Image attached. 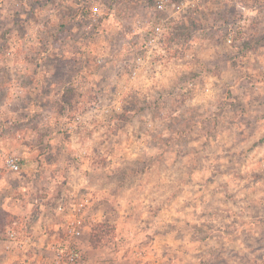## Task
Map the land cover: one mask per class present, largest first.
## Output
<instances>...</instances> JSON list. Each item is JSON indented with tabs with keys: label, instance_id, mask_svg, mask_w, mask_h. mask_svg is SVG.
Masks as SVG:
<instances>
[{
	"label": "crops",
	"instance_id": "crops-1",
	"mask_svg": "<svg viewBox=\"0 0 264 264\" xmlns=\"http://www.w3.org/2000/svg\"><path fill=\"white\" fill-rule=\"evenodd\" d=\"M167 1L171 6L161 17L170 18L184 35H193L192 44L195 42V28L201 31L200 45L197 44L195 50L197 58L205 66L210 60L220 59L219 45L228 47V60L234 61L231 68L238 73L251 74L249 61L264 57V37L256 38L254 34L258 28H253L264 24L255 23L254 8H247L242 2L239 4V0ZM181 3L191 4L194 8L183 14L176 9ZM94 5H98L95 0H53V20L42 24L53 31V35L44 41L46 44L41 51L43 62L50 58L60 61H88L91 58L87 49L92 43L91 37H84L87 46L79 48L83 44L77 36L80 30L75 26V20L81 15L88 17ZM153 5L148 0H141L136 9L150 16ZM241 6L246 13L242 19L235 20L239 24V34L231 47L219 33L216 40L215 33L222 34L229 28L226 25L232 19L227 14L232 9L240 12L238 8ZM114 10L112 8L111 13L116 12ZM214 12H219L223 19L227 13L225 21L228 23L221 25L218 16L212 23L209 14ZM106 20L104 26L107 25ZM189 31L193 34L190 35ZM210 31L214 35L207 36ZM42 33H47L46 29ZM70 47L75 49V53ZM86 71L87 68L82 74L87 75ZM218 71L221 74L220 69ZM51 72L50 67L42 66L41 78L50 76ZM46 86L41 82L44 91L52 87ZM13 88L17 96L27 94L26 89L16 83L10 85V89ZM68 88L74 90L70 84ZM46 98V94L41 92V132H44L40 136L43 143L50 140L55 144L52 162L46 158L45 147L41 151V163L29 162L33 152L25 140L33 138L30 128L12 130L13 127L22 129L21 125L32 120L30 117L18 116L13 108L10 115L6 112L2 116L0 112V125H5V130L0 126V264H47L53 257L52 245L64 236L65 231V219L58 206L64 198L77 196L85 182L89 189L96 186L92 177L83 178L82 174H77L85 165L74 161L76 155L85 161L84 154L89 152L80 144L85 135L75 131V120L65 125L63 118L46 116ZM229 114L225 119H213L221 123V130L201 147L204 145L205 151L216 153V158L219 155L220 159L222 148L229 147L232 161L224 166V161L220 160V164L213 168L208 162L205 166L198 163L199 168L195 170L199 173L197 190L192 192L191 199L178 198L172 189L165 197L166 206L155 216L145 210H136L132 218V214L124 210L126 201L118 196L116 200L109 197L103 186L98 188L103 191L101 194L87 193L92 206L80 242L85 264H264V106L257 112L248 110L243 121L236 113L230 111ZM12 141L22 143L21 149H10ZM202 141L206 139L202 138ZM10 150L27 158L26 161L23 159L20 174H13L4 165L5 156L12 153ZM205 151H199V155L208 154ZM228 167L229 176L224 174ZM170 184L167 187L172 188L174 183ZM98 222L112 224L113 230L111 235H105L98 244H93L92 230ZM9 229L31 243L21 248L10 246L6 239Z\"/></svg>",
	"mask_w": 264,
	"mask_h": 264
},
{
	"label": "rangeland",
	"instance_id": "rangeland-1",
	"mask_svg": "<svg viewBox=\"0 0 264 264\" xmlns=\"http://www.w3.org/2000/svg\"><path fill=\"white\" fill-rule=\"evenodd\" d=\"M95 1L103 9L107 25L101 32L95 33L91 38L92 43L88 44L91 58L88 61L50 58L41 62L45 38L53 35L47 25L42 26L53 20V0H0V112L2 116L6 112L10 115L13 108L18 116L22 114L30 117L32 120L21 125L22 129L13 127L12 130L30 128L33 138L25 140L33 152L29 162L41 163L44 147L46 158L52 162L55 144L49 140L44 145L40 136L44 132H41V92L42 95L46 94V116L63 118L65 125L75 120V131L85 135L80 144L89 152L84 154L85 161L79 155L74 156V161L85 165L83 171H77V174H82L83 178L92 177L96 186L89 189L85 182L80 186L77 196L101 194L103 191L98 188L103 186L109 197L116 200L118 196L126 201L124 210L132 214V218L136 210H145L155 216L166 206L165 197L169 190L174 189L178 198H192L191 194L197 190L199 179V173L195 171L199 168L198 163L205 166L208 162L213 168L220 164V160L224 161V166L232 161L229 147L222 148V159L219 155L216 158V153L205 151L203 147L221 130V123L213 120L215 117L225 119L231 111L243 121L248 110L257 112L264 106V97H261L264 91V57L249 61L251 74L238 73L231 68L234 61L228 60V47L219 45L220 59L210 60L205 66L197 58L196 62L187 66V74L181 72L185 69V60L167 57L157 81L152 80L151 74L143 75L140 81H132L123 69L125 52L122 55L120 49L125 40L122 39L126 37L137 49L143 46L145 32L138 30L135 23L152 18L151 13L148 16L145 11L136 9L141 0ZM239 1L245 7L255 9L254 17L259 21L255 23L264 24V0ZM244 6L238 8L240 12L232 9L230 14L224 13L234 19L230 23L225 21L227 16L224 15L223 19L219 12L209 14L212 23H215L217 16L221 25L228 23L226 26L229 28L224 29L222 34L218 31L215 33L216 40L218 33L220 38L226 40L230 29L237 31V39L239 24L235 20L245 15ZM112 8L116 12L111 13ZM122 19L127 20L125 26L120 22ZM253 28H258L254 34L256 38L264 37V26ZM44 29L47 33H42ZM195 30L194 44L191 42L194 36H189L190 48L183 53L195 52L197 57L195 47L198 48L202 33L197 28ZM212 34L213 31H210L207 36ZM77 36L83 44L79 48L87 46L81 30ZM137 49L132 47L128 51L126 47V53L129 52L134 59L133 54ZM8 52L11 56H7ZM101 57L105 58L102 65L97 63ZM41 65L52 69L50 76L41 78ZM85 68L87 75L82 74ZM190 81H194L198 89L187 90L180 86V82L188 85ZM41 82L47 85L46 88L52 86L51 89H41ZM13 83L25 88L27 94L25 92L17 96L14 88V91L10 89ZM69 84L74 90L68 88ZM206 84L211 86L208 94L204 91ZM0 126L5 130V125ZM63 132L67 133L65 130ZM202 138L206 141H202ZM12 142L13 147L10 146V149H21L22 143ZM199 151L208 154L199 155ZM10 152L8 155L27 160L21 154H14L15 151ZM228 169L224 173L227 176L230 174ZM232 174L236 176L235 172ZM171 182L174 183L172 188L167 187ZM111 225L103 222L94 224L93 244H98L105 235L112 234ZM130 226L135 227L133 224Z\"/></svg>",
	"mask_w": 264,
	"mask_h": 264
},
{
	"label": "built area",
	"instance_id": "built-area-1",
	"mask_svg": "<svg viewBox=\"0 0 264 264\" xmlns=\"http://www.w3.org/2000/svg\"><path fill=\"white\" fill-rule=\"evenodd\" d=\"M201 2L203 0H196ZM191 5V4H190ZM184 5L181 3L176 9L178 12H185L191 10L194 6ZM171 6L167 0H155L153 9H151V17L149 19L138 20L135 26L141 32H145L144 45L137 49L135 45H131V42L124 37L120 53L123 55L125 52L124 71L128 74V77L132 81H140L143 75H152V80H158L160 74L164 69V62L167 57L170 59L185 60L182 73H189L187 66L191 62H196V53L189 54L183 51L190 48L189 34H183V31L177 30L176 23L170 21V18H163L161 15L165 14L168 7ZM184 14V13H183ZM103 10L99 5H94L91 9V13L88 17L81 15L75 21V26L81 30L84 37H93L95 33H99L104 28L105 18L103 17ZM122 26L127 24L126 19H122ZM175 28V29H174ZM226 36V43L228 45H234L236 42V30L230 29ZM123 32V31H121ZM78 33V32H77ZM133 48L137 49V52L132 59V55L126 53ZM7 56H11L8 52ZM43 62V59H41ZM97 63L102 65L105 63V58H99ZM118 75L120 73L118 72ZM184 75V74H183ZM180 86H184L187 90H195L198 87L194 81H190L188 85L180 82ZM211 90L210 84L204 86V91L208 94ZM107 112V111H106ZM5 167L15 174H20L23 169V159L17 155H6L4 158ZM92 206V199L88 194L81 196H73L72 198H64L58 206V211L65 219V231L64 236L55 244L52 245L51 251L53 253L52 259L47 264H85V256L80 242L84 236V230L86 227L87 216L89 209ZM7 242L10 246L17 248L28 246L31 242L28 239L21 237L15 230L9 229L7 231Z\"/></svg>",
	"mask_w": 264,
	"mask_h": 264
},
{
	"label": "trees",
	"instance_id": "trees-1",
	"mask_svg": "<svg viewBox=\"0 0 264 264\" xmlns=\"http://www.w3.org/2000/svg\"><path fill=\"white\" fill-rule=\"evenodd\" d=\"M154 1H155V0H148V2H150V3H154Z\"/></svg>",
	"mask_w": 264,
	"mask_h": 264
}]
</instances>
